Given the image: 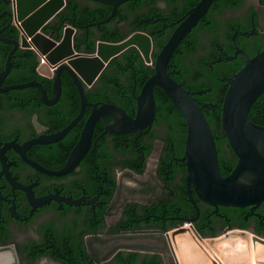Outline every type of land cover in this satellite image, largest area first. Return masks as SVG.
I'll use <instances>...</instances> for the list:
<instances>
[{"label": "flooded vegetation", "instance_id": "flooded-vegetation-1", "mask_svg": "<svg viewBox=\"0 0 264 264\" xmlns=\"http://www.w3.org/2000/svg\"><path fill=\"white\" fill-rule=\"evenodd\" d=\"M199 1L121 0L112 12L109 2L77 0L79 12L84 6L96 9L90 19L79 22L74 8L72 14L57 16L68 0L49 21L50 31L45 30L47 23L42 30L59 41L65 28L73 27V46L76 41L85 44L95 39L96 45L107 41L104 37L120 41L134 33L146 34L151 41L148 62L135 46H129L106 64L91 85L82 82L88 102L113 104L136 118L142 111L137 97L154 73L157 54ZM11 26L17 28L9 25L1 33ZM19 35L18 31L14 38ZM263 47L264 0H212L172 51L166 70L192 95L210 126V119L221 114L229 79L246 57ZM18 50L25 51V57L28 50L34 51L18 47L14 53ZM42 66L50 86L37 78L23 82H41L51 99L53 72ZM8 73L0 88L14 84L6 82ZM64 77L76 90L77 100L68 92L63 98ZM60 81V95L52 104L41 100L36 86L26 87H33L37 94L19 90L26 87L0 90V264H176L168 240L174 230L187 227L201 241L234 228L264 236V201L255 207H215L193 189L191 196L187 193V167L182 159L187 124L174 103L160 97L162 88L157 85L149 124L117 132L108 129L117 117L100 116L85 152L69 171L59 173L92 110L86 105L61 139L30 144L40 135L61 130L81 111L79 91L70 74L61 70ZM210 128L220 169L227 172L236 155L222 128L221 133ZM188 241L197 252L193 240Z\"/></svg>", "mask_w": 264, "mask_h": 264}, {"label": "water", "instance_id": "water-1", "mask_svg": "<svg viewBox=\"0 0 264 264\" xmlns=\"http://www.w3.org/2000/svg\"><path fill=\"white\" fill-rule=\"evenodd\" d=\"M109 2L115 10L121 0H96ZM212 0H200L188 10L187 15L157 54L154 73L145 81L137 97L142 108L136 118H130L121 108L109 103H90L84 94L82 82L91 85L106 64L124 49L135 46L143 59L148 62L150 38L143 33H134L127 38L116 41H98L92 53L76 51L73 46L74 28H65L62 38L57 42L42 30L65 6L68 0H10L11 9L0 12L10 16L7 24L0 29V40L12 45L4 67L0 70V83L11 67V58L18 47L33 48L46 58V66L56 65L51 83L53 97L48 99L41 82L31 80L1 87L0 90L36 86L40 89V98L47 104L55 102L61 92L60 72L67 71L76 84L81 101L80 113L64 128L57 132L40 135L32 143H49L61 139L79 120L86 105L92 106L89 117L81 131L77 145L65 166L59 171H69L85 152L91 137L93 125L97 118L104 115L117 117V123L109 130L126 132L150 123L153 118L155 103L153 87H161L174 105L181 112L187 124L185 148L182 159L187 167L185 182L187 193L191 196L193 189L203 201L217 207L246 206L255 207L264 201V125L253 122L248 117L250 107L256 98L264 92V47L252 57H246L244 65L229 79L221 111V128L236 155L234 166L222 174L215 138L204 112L192 95L167 73L166 64L178 42L195 22L207 10ZM70 23H74L73 20ZM15 25L20 33L18 38L1 36L3 28ZM191 237V238H189ZM193 240L199 259L185 261L179 245ZM176 264H264V257H257V250L264 251V236L246 229L226 230L215 237H206L202 241L195 238L189 228L171 231L168 234ZM235 244L245 250L246 260L236 261L226 258L221 246Z\"/></svg>", "mask_w": 264, "mask_h": 264}, {"label": "trees", "instance_id": "trees-1", "mask_svg": "<svg viewBox=\"0 0 264 264\" xmlns=\"http://www.w3.org/2000/svg\"><path fill=\"white\" fill-rule=\"evenodd\" d=\"M77 11L76 21L79 22H85L86 20L90 19L93 14H95L96 9L92 8L91 6H84L79 12V3L77 0H70V3L67 5V7L63 8L57 16H63L67 13L72 14V9ZM5 9H11L10 0H0V12L4 11ZM9 20V17L7 15H3L0 18V28L4 26ZM51 29V22L47 23L45 26V30L49 32ZM2 36L4 37H17L18 36V30L14 26L6 28L2 33ZM60 35L58 34L57 37ZM103 40L115 42L119 40V37H104ZM95 39L91 40L88 43L82 44L79 41H76L74 43V47L76 50L84 51V52H93L95 49ZM11 49V45L6 44L2 41H0V69L4 67L5 58ZM25 51L18 50L14 53V56L11 58V69L9 70L6 82H23L30 78H37L44 80V82L48 83L50 86V80L38 73L36 71V66L38 65V58L36 56V53L32 50H28L26 55L29 57H25L24 54ZM25 71V74H23ZM62 87H63V98H67V92L73 93L74 97L73 99L77 100V94L76 90L72 87L70 81L68 78L64 77L62 81ZM23 91H29L33 92V94H37V91L33 87H26L24 89H19ZM158 92L160 93V97L163 98H169L166 96L164 91L162 89H158ZM89 99H94L93 96L89 95ZM170 99V98H169ZM248 117L250 120H252L255 123L264 125V92L261 93L256 100L253 102L252 106L250 107V110L248 112ZM221 114L220 112L216 115L215 119H210V126L212 127V130L214 133H221ZM233 167V166H232ZM231 167V168H232ZM222 168V167H221ZM222 174H226L227 172L223 171L221 169Z\"/></svg>", "mask_w": 264, "mask_h": 264}, {"label": "bare ground", "instance_id": "bare-ground-1", "mask_svg": "<svg viewBox=\"0 0 264 264\" xmlns=\"http://www.w3.org/2000/svg\"><path fill=\"white\" fill-rule=\"evenodd\" d=\"M181 254L185 261L193 262V260L199 259L197 256V252L194 251V249L190 248L188 243L181 242L179 245ZM223 255L231 260L236 261H245L246 260V253L241 246L235 245V244H223L221 246ZM257 257H264V251L258 248Z\"/></svg>", "mask_w": 264, "mask_h": 264}, {"label": "built area", "instance_id": "built-area-1", "mask_svg": "<svg viewBox=\"0 0 264 264\" xmlns=\"http://www.w3.org/2000/svg\"><path fill=\"white\" fill-rule=\"evenodd\" d=\"M58 42V41H57ZM43 64H46V58L44 55H41L39 54V58H38V66H37V71L40 75H43L44 73L40 70V67L43 65ZM56 68V65H50L49 66V70L51 72L54 71V69Z\"/></svg>", "mask_w": 264, "mask_h": 264}, {"label": "crops", "instance_id": "crops-1", "mask_svg": "<svg viewBox=\"0 0 264 264\" xmlns=\"http://www.w3.org/2000/svg\"><path fill=\"white\" fill-rule=\"evenodd\" d=\"M42 68H45L44 66H42Z\"/></svg>", "mask_w": 264, "mask_h": 264}]
</instances>
